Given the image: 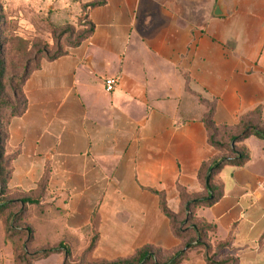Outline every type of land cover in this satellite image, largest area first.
<instances>
[{"label":"crops","instance_id":"crops-1","mask_svg":"<svg viewBox=\"0 0 264 264\" xmlns=\"http://www.w3.org/2000/svg\"><path fill=\"white\" fill-rule=\"evenodd\" d=\"M11 1L50 12L72 1L93 30L64 54L39 59L22 85L24 112L6 122L8 193L39 200L25 208L27 246L17 234L6 238L0 219V264L4 249L18 264V245L32 254L62 243L68 264H78L94 235L85 264L126 260L147 246L162 260L180 250L151 190L173 213L177 185L202 191L198 168L219 154L202 122L209 104L215 125L235 126L256 107L264 122V0ZM106 78L116 80L109 92ZM239 145L248 160L220 168L213 181L222 196L195 217L213 228L206 242L215 261L264 264V140L251 132ZM64 259L61 249L31 264ZM177 264H207L204 250Z\"/></svg>","mask_w":264,"mask_h":264},{"label":"trees","instance_id":"trees-1","mask_svg":"<svg viewBox=\"0 0 264 264\" xmlns=\"http://www.w3.org/2000/svg\"><path fill=\"white\" fill-rule=\"evenodd\" d=\"M101 0H94L89 3L88 7H93L101 4ZM2 10L0 7V219L4 224V232L6 238L17 234L19 238H23L25 246L28 245L32 238V232L29 227L22 228L23 216L25 208L29 204H37L39 198L33 195H23L17 197L10 195L7 190V181L9 178L10 168L9 163L13 156L10 153V157L3 160V154L5 152V141L6 131L5 125L8 118L12 116H18L25 110V97L22 90V85L29 74V72L38 66V58L33 62V66L23 71L21 76V107L17 109L15 105L9 108L8 114L4 116L3 110L7 108L8 103L4 99V44L2 39ZM80 27L85 28L84 34L76 41L72 46L78 45L84 40L93 30L91 22L87 21L86 17L82 15ZM65 53V52H64ZM62 53V54H64ZM56 53L51 56H43L49 60L56 58L59 55ZM14 98L17 93L13 94ZM214 105L209 104L208 110L202 117V122L207 132V143L218 150L219 154L217 157L204 161L200 164L196 178L202 186V191L197 194H187L183 187L177 185L179 192L181 206L177 213L171 212L165 202V197L162 192L151 190L153 193L158 195L159 198V209L164 216H166L170 222L173 234L183 241V245L180 250L174 252L172 255L165 259H161V251L153 247H143L138 249L131 258L126 260H117L114 262L99 261L94 264H177L179 260L184 256L185 252L190 249H201L204 250L205 261L207 264H235L234 260L226 259L224 261H215L213 259L214 254L212 249L207 244L206 233L209 230H213L211 225L206 224L204 221L199 220L195 217V211L197 208L210 207L222 196V185L217 184L213 181V176L220 170L223 165L233 164L235 166H242L249 158L248 150L240 146L239 143L244 137L251 132L257 137L264 140V122L260 120V108L256 107L252 111L242 115L239 123L235 126L229 127L225 125H215L212 121ZM6 153V152H5ZM46 176H43L41 181L38 183V191L41 192L45 185ZM15 199V200H13ZM96 241L95 235L90 239L88 246L80 256V262L78 264H85L84 255L90 252ZM217 245L215 248L217 249ZM64 251L65 264H68L70 259V251L66 245L59 244L58 247L53 249H45L36 251L32 254L26 253L23 244L16 247L15 260L18 264H31L33 260L39 259L45 256L51 251Z\"/></svg>","mask_w":264,"mask_h":264},{"label":"rangeland","instance_id":"rangeland-1","mask_svg":"<svg viewBox=\"0 0 264 264\" xmlns=\"http://www.w3.org/2000/svg\"><path fill=\"white\" fill-rule=\"evenodd\" d=\"M58 5L50 12L43 4L0 0L5 61L3 95L8 103L2 112L4 116L11 106L21 107L18 93L23 71L40 57L66 52L84 34L79 7L72 1L63 8ZM14 93H17L15 98ZM5 152L3 160L10 157ZM2 254L4 264H12L7 258L8 250L4 249Z\"/></svg>","mask_w":264,"mask_h":264},{"label":"built area","instance_id":"built-area-1","mask_svg":"<svg viewBox=\"0 0 264 264\" xmlns=\"http://www.w3.org/2000/svg\"><path fill=\"white\" fill-rule=\"evenodd\" d=\"M115 84H116V80L114 78L104 79V83H103L104 90L107 92L111 91L114 88Z\"/></svg>","mask_w":264,"mask_h":264}]
</instances>
